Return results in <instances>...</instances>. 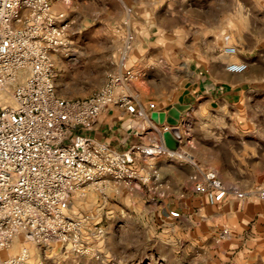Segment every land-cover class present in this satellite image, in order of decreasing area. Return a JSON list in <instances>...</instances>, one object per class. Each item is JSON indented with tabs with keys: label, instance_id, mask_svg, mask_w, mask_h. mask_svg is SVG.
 Wrapping results in <instances>:
<instances>
[{
	"label": "crops",
	"instance_id": "crops-1",
	"mask_svg": "<svg viewBox=\"0 0 264 264\" xmlns=\"http://www.w3.org/2000/svg\"><path fill=\"white\" fill-rule=\"evenodd\" d=\"M51 2L55 15L72 31L102 18L119 23L114 32L119 44L108 59L114 70L108 76L138 74L133 81L135 101L144 114L134 116L111 104L87 131L90 136L120 151L153 141L168 146L165 134L173 127L161 122L158 113L176 103L188 105L178 133L172 132L169 139L186 156L138 158L134 166L152 180L130 188L108 178L102 184L104 194L96 193L97 207H124L127 212L137 207L153 212L157 220L163 211L172 213V222L179 220L187 229L190 264H264V199L216 192L211 200L194 188L195 178L210 169L227 186L243 191L264 188V32H252L243 17H214L208 0ZM230 45L235 53L225 51ZM62 57L60 49L54 59ZM239 62L248 68H227ZM183 119L189 122L187 129ZM166 125L170 130L163 129ZM224 229L227 236H222ZM19 245L17 241L12 249Z\"/></svg>",
	"mask_w": 264,
	"mask_h": 264
},
{
	"label": "built area",
	"instance_id": "built-area-1",
	"mask_svg": "<svg viewBox=\"0 0 264 264\" xmlns=\"http://www.w3.org/2000/svg\"><path fill=\"white\" fill-rule=\"evenodd\" d=\"M0 9V31L4 33L0 45L7 44L0 52V91L14 85L10 99L16 102V106L0 103V183L8 185V199L0 200V212L4 213L0 229L14 236L4 238L7 247L0 251V264H32L31 243L38 247L60 243L82 249L83 220L69 214L75 192L88 184L100 186L108 178L140 187L151 181L152 175L134 166L138 158L186 154L155 141L148 145L136 143L120 151L90 136L87 131L111 104L134 116L144 114L135 101L133 81L138 74L111 73L91 95L63 97L56 85L54 55L67 44L68 23L55 15L51 0H8L7 5L0 0ZM132 39L130 34L127 47ZM225 51L235 53L236 47L227 46ZM227 68L243 72L248 64L231 63ZM22 71H26L25 80L18 82ZM150 107L155 104L150 103ZM181 124L184 127L186 120ZM163 129L170 130V125ZM16 188L21 191H13ZM25 188L43 195L29 196ZM194 188L211 200L216 192L264 199L263 187L243 191L227 186L213 169L196 177ZM228 234L224 229L222 236ZM17 241L21 243L19 251L9 253Z\"/></svg>",
	"mask_w": 264,
	"mask_h": 264
},
{
	"label": "rangeland",
	"instance_id": "rangeland-1",
	"mask_svg": "<svg viewBox=\"0 0 264 264\" xmlns=\"http://www.w3.org/2000/svg\"><path fill=\"white\" fill-rule=\"evenodd\" d=\"M118 28L119 23L110 24L104 18L79 31L68 28L67 44L61 48L63 57L55 61L56 85L61 96L86 97L105 84L108 72L114 70L108 59L109 51L119 44L114 34ZM25 74L26 71L19 73L18 82L25 80ZM13 88L14 85H10L5 91H0V103L9 102L16 106V102L10 99ZM260 118L264 122V117ZM188 124L184 129L188 128ZM104 192L102 185L88 184L72 197L69 214L83 220L81 250L60 243L48 247H37L31 243L28 244L30 262L190 264L186 258L191 251L189 244L184 242L187 229L179 220L172 222L168 216L172 213L163 211V217L157 220L153 212L141 211L137 207H129V212L124 207H97L99 199L96 193L100 196ZM129 223L135 225V230H128ZM18 251L16 247L10 253Z\"/></svg>",
	"mask_w": 264,
	"mask_h": 264
},
{
	"label": "clouds",
	"instance_id": "clouds-1",
	"mask_svg": "<svg viewBox=\"0 0 264 264\" xmlns=\"http://www.w3.org/2000/svg\"><path fill=\"white\" fill-rule=\"evenodd\" d=\"M5 4L7 5L8 0H4ZM184 3L187 4L188 0H184ZM191 6V5H189ZM204 5H202L203 7ZM208 10L209 12L215 17L217 14L224 16H231L233 18L243 17L245 20L250 21L249 28L252 32L260 34L264 32V0H247V5L244 0H208ZM0 16H3V10L0 9ZM4 33L0 31V36H3ZM7 47V44L0 45V52L4 51ZM13 48L16 47L15 44L12 45ZM261 138L264 139V129H261ZM264 160V157H261ZM84 175L87 176V171L84 172ZM83 178V177H81ZM2 179V177H0ZM8 185L6 183H0V200H7L8 199ZM13 191L20 192L21 189L16 188ZM24 193L29 196H41L43 195L42 192L37 190L35 193L28 191L25 188ZM259 202V201H257ZM19 215V212L16 213ZM4 218V213L0 212V219ZM26 227V225H25ZM129 231L135 230V225L129 223L127 225ZM10 237L14 239L12 232H5L0 229V251L7 247L4 238ZM8 264H13L12 261H9Z\"/></svg>",
	"mask_w": 264,
	"mask_h": 264
},
{
	"label": "water",
	"instance_id": "water-1",
	"mask_svg": "<svg viewBox=\"0 0 264 264\" xmlns=\"http://www.w3.org/2000/svg\"><path fill=\"white\" fill-rule=\"evenodd\" d=\"M187 108H188V105L176 103L173 105V107L169 111L158 113V116L160 117L161 122L166 121L168 124H170L173 127L172 131L166 132L165 134L166 140L168 142V146L172 149H176L177 146L170 145L169 139L172 136V132L178 133L177 129H178V125L181 120V113L185 111Z\"/></svg>",
	"mask_w": 264,
	"mask_h": 264
}]
</instances>
